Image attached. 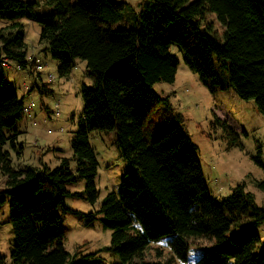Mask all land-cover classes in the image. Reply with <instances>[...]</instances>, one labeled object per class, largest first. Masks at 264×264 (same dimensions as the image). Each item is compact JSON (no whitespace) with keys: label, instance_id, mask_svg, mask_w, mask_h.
<instances>
[{"label":"trees","instance_id":"1","mask_svg":"<svg viewBox=\"0 0 264 264\" xmlns=\"http://www.w3.org/2000/svg\"><path fill=\"white\" fill-rule=\"evenodd\" d=\"M43 1L54 8L52 14L42 15L34 2L0 0V18L14 22L11 30H0V64L10 59L27 65L19 20H35L42 26L40 44L60 62L61 73L68 74L77 60L86 61L94 86L82 91L84 110L72 139L75 171L68 159L55 169H15L4 147L16 145L25 106L0 75V173L6 179L0 212L8 203L13 263L106 264L99 259L102 251L116 254L120 264H176L175 258L187 263L191 241L204 240L213 246L193 264H264V244L255 252L260 236L253 227L264 223V207L255 195L244 184L221 201L208 195L199 147L182 115L167 110L165 132L150 124L156 132L152 143L145 133L157 107L169 105L154 87L176 80L173 46L212 94L232 88L241 98L254 99L264 114V0H144L139 10L114 0ZM213 124L230 146L241 145L228 121L214 114ZM93 131H116L128 170L119 193H109L100 210L88 215L111 230V246L71 255L60 226L68 214H83L68 208L66 200L94 204L99 197ZM257 164L264 166L260 157ZM79 181L86 182L85 191L71 193L68 185ZM256 187L264 191V181ZM244 223L240 246L227 248L228 233ZM231 238L237 243L236 234ZM164 239L174 257L146 261L149 247ZM5 261L0 255L1 264Z\"/></svg>","mask_w":264,"mask_h":264},{"label":"rangeland","instance_id":"2","mask_svg":"<svg viewBox=\"0 0 264 264\" xmlns=\"http://www.w3.org/2000/svg\"><path fill=\"white\" fill-rule=\"evenodd\" d=\"M23 1L37 3L35 10L42 15L54 12V8L43 0ZM114 1L129 3L136 10L144 2ZM211 19L216 22L214 15ZM19 21L25 27L27 65L21 66L17 61L9 59L0 64V75L3 82L23 100L25 109L17 122L19 134L16 145L7 143L4 150L10 153L15 169L26 166L55 169L64 159H68L75 171L72 139L79 128L84 110L83 88L93 87L94 79L87 62L83 60H77L68 74H62L60 62L50 52L44 51L40 44L41 24L26 18ZM13 23L0 18V30H11ZM217 27L220 29L218 22ZM171 53L179 61L176 80L174 83L164 82L154 87L161 97L169 98V105L161 103L152 114L149 125L145 127L146 138L152 143L156 137L150 124L157 125L163 132L168 130L167 110L171 115H182L193 142L199 147L198 158L208 195L221 201L244 184L245 191L255 195L256 204L264 207V191L256 187L257 182L264 181V166L257 164L259 157L264 163V114L260 112L254 99H243L232 88L212 94L199 74L185 63L180 48L171 47ZM214 114L228 121L239 133L240 146H230L223 130L214 127ZM90 144L98 160L96 185L99 197L94 204L76 197L66 200L68 208L83 214H68L60 226V231L65 235L64 247L71 255L77 251L90 254L111 246V230L105 229L100 220L92 221L88 215L100 210L109 193H119L122 179L128 170V163L118 149L116 131H93L90 133ZM5 181L0 173V191L5 188ZM85 189V181L68 185L71 193H83ZM247 227L248 224L244 223L241 228H233L228 233L225 246L229 249L240 246L241 230ZM253 230L260 236V243L255 250L258 253L264 244V223L254 226ZM232 234L237 235V243L231 238ZM167 239L153 243L145 254V260L150 262L173 258ZM14 246L10 206L6 203L0 212V255L6 257L5 264H15L10 257ZM212 246V243L204 240H192L188 262L175 258V263L193 264ZM99 259L106 264H120L119 257L112 252L102 251Z\"/></svg>","mask_w":264,"mask_h":264}]
</instances>
